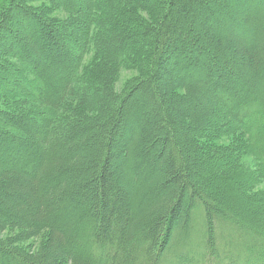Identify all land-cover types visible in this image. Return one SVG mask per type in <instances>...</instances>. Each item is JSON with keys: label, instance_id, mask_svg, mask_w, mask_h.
I'll return each mask as SVG.
<instances>
[{"label": "trees", "instance_id": "trees-1", "mask_svg": "<svg viewBox=\"0 0 264 264\" xmlns=\"http://www.w3.org/2000/svg\"><path fill=\"white\" fill-rule=\"evenodd\" d=\"M2 2L0 264H264V0Z\"/></svg>", "mask_w": 264, "mask_h": 264}, {"label": "rangeland", "instance_id": "rangeland-1", "mask_svg": "<svg viewBox=\"0 0 264 264\" xmlns=\"http://www.w3.org/2000/svg\"><path fill=\"white\" fill-rule=\"evenodd\" d=\"M2 1V0H1ZM0 1V2H1ZM3 4L0 3V6ZM55 16H58V18L65 17V15L62 12H56L54 13ZM67 41V40H66ZM74 51L78 52L79 51V41H76V43L73 45ZM94 52L93 46L91 47L90 50H88L87 55L85 56V63L88 64L90 59H92ZM3 61V60H2ZM7 63L9 62L8 60H4ZM137 74L134 71H128V70H123L120 75H119V80L115 85V90H120L122 86L129 80L133 79L136 77ZM12 81H9L7 83L10 84ZM13 84L11 83V86ZM222 111L218 113V116L216 118L219 119L223 116H220ZM37 116V113L32 114L30 116ZM204 134L200 133L199 138H197V142H200L201 146L205 145L208 146L209 144L215 148L216 150H229L231 148H239L245 147V150H241V152L237 153V158L235 159V163H237L241 168H246V170H249L252 173H256L259 169L264 168V164H262V160L258 159L255 157L254 154H250V150L246 148V143H247V137L244 136L239 131H235V134L233 131H230L226 135H218L214 137L213 139L210 138V140H202L204 139ZM250 146V145H249ZM264 146V144H263ZM202 156L205 155V151L202 150ZM220 155H222V152L220 151L218 154V158L220 160ZM211 157V155H209ZM202 162H206L202 160ZM211 183H214L212 179H210ZM248 191L241 192L239 189L236 187V185H229L226 186V188H223V192L228 195V198L231 200L236 199L238 200L241 204L237 205L238 208L240 209V212H237L236 215L239 216L242 220H245L247 223L250 225H255L258 229L264 230V174H260L258 178L255 179V181L252 184ZM223 193V194H224ZM225 195V194H224ZM226 196V195H225ZM227 197V196H226ZM225 201V200H224ZM226 202V201H225ZM231 208V206H229ZM231 210V209H230ZM10 237V234H5L1 238L7 239ZM38 242H30L29 244H23L20 245L21 247L27 248V251H29L31 248L35 249L37 247Z\"/></svg>", "mask_w": 264, "mask_h": 264}]
</instances>
